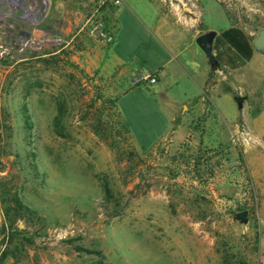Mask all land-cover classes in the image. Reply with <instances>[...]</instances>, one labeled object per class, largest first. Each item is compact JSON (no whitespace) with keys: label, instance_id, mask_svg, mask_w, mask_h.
Masks as SVG:
<instances>
[{"label":"rangeland","instance_id":"1","mask_svg":"<svg viewBox=\"0 0 264 264\" xmlns=\"http://www.w3.org/2000/svg\"><path fill=\"white\" fill-rule=\"evenodd\" d=\"M126 1L138 17L147 5ZM153 1L192 22L197 36L215 32L213 56L217 41L228 48L216 34L229 23L253 40L264 26V0ZM67 2L69 30L33 40L29 27L44 25L46 1L0 0V227L9 225L3 199L16 196L25 207L14 235H0V264H264V61L237 75L213 66L201 95L178 108L154 145L194 87L170 57L168 92L144 86L142 76L171 45L194 69L202 50L185 30L166 33L170 43L153 35L124 7L113 59L144 68L115 81L117 72L97 65L95 51L109 45L91 29L98 22L113 30L118 5Z\"/></svg>","mask_w":264,"mask_h":264},{"label":"crops","instance_id":"2","mask_svg":"<svg viewBox=\"0 0 264 264\" xmlns=\"http://www.w3.org/2000/svg\"><path fill=\"white\" fill-rule=\"evenodd\" d=\"M46 1V10L44 12V25L39 28L38 23H33L30 25V29H32V38L33 40H37L41 36H43L42 32L47 31L48 36H52V34H56L55 31L66 32L71 27V21L65 16L67 13L66 7L68 6L67 0H45ZM217 2V1H216ZM79 3H73L72 5L77 6ZM123 4V5H122ZM219 4V3H218ZM122 5V6H121ZM221 7V5L219 4ZM124 7L128 10H131L129 4L126 0H121V3L117 6L114 14L112 15L113 19L115 20L116 27L112 30L110 27V23H107L106 29L110 31L113 34V42L108 44V47L99 48L97 51H95V57H97V65L100 66V69L104 71V73L107 74H114L118 73L115 81H132L133 76L135 74H141L143 73V63L136 62L134 64L127 63L123 61H114L113 54H114V44L116 42V36L118 32V15L120 14L121 10H124ZM142 10L138 13L142 17H138L137 11L133 12L142 22L145 26L149 28L151 33L158 34L159 36H163V38H166V33H172V31H178L182 32L185 30V33L191 37V40L195 42V39L197 38V35L194 33L193 28L194 24L192 22L187 21H179L175 19L174 17L169 16L168 14H165L161 11V9L158 7V5L153 0H147L146 7H141ZM203 12V11H202ZM74 14L72 17H74V23H78L81 15L78 12H73ZM132 14V13H131ZM17 18L20 19V15H17ZM67 18V22H65V19ZM228 18V17H227ZM229 21V19H228ZM112 26V24H111ZM210 31L209 29L201 30V34L206 33ZM46 35V34H44ZM216 37L218 38H226L228 42V48H221L222 44L219 41L214 46V57L216 60L217 66L216 69H219L221 71H226L230 74L237 75L240 71H243L246 69L251 63H253L255 60H259V62L264 61V54L257 53L256 50L253 47V39L251 36L245 31L239 27L238 25L229 23V26L227 28H224L223 30H220L217 32ZM167 39V38H166ZM168 40V39H167ZM168 42H172V40H168ZM238 44H243L246 46L247 49V57H244L241 53V50H239ZM168 50L165 48V51H163L159 46L156 51V53L163 54L162 62L157 66L155 72L152 73L154 77L156 78V83L154 84H160L162 86V90L165 92L169 91V86L165 83L168 79V71H167V59L169 57L171 58V62H174L176 67L178 68L179 72L184 76L185 81H191L194 90H191V93H188V90L186 92H183L182 98L178 100V103L176 105V109L171 116L170 125L168 129L163 133V135L154 143V145H157L160 143L164 137L168 134V132L171 129L172 125V119L174 118L175 112H177L178 108H185V105L189 103L190 101L195 100L198 98L203 88L205 87L206 81L209 78V73L211 72V69L213 65L209 62L207 57H201L199 61V65L194 68L187 67L183 61L179 58L178 55H181L179 50H175L173 45L167 47ZM203 52V51H202ZM198 54V53H197ZM204 54V53H203ZM205 55V54H204ZM203 58V59H202ZM96 62V61H95ZM150 74V73H147ZM234 84L237 83V81L233 82ZM154 84H148L144 83V86L147 85H154ZM166 85V86H165ZM141 86V85H140ZM139 87H133L129 88L127 91H125L121 97L126 96L127 93H129L132 90H135ZM120 97V98H121ZM243 97V104L242 108H244L245 101L247 100V97ZM117 99V104L119 102V99ZM246 109L249 111L250 105H247ZM246 110V112H248ZM244 116L248 119L251 118L252 123V130L255 132L259 131L257 129V126L255 125V122L252 119V116L247 113H243ZM126 122V121H125ZM127 124V123H126ZM152 147H154L152 145Z\"/></svg>","mask_w":264,"mask_h":264},{"label":"trees","instance_id":"3","mask_svg":"<svg viewBox=\"0 0 264 264\" xmlns=\"http://www.w3.org/2000/svg\"><path fill=\"white\" fill-rule=\"evenodd\" d=\"M232 24L237 25L236 23H232ZM262 29H264V26H262L261 30ZM213 66L216 67L217 64H215ZM124 128L126 130L125 134L130 137V131H129L128 127L124 125ZM129 140H130V144H133L135 146L134 140H132V139H129ZM141 153H142V155L144 154L143 152H141ZM129 156H130V158H132L134 156V153L132 151H130ZM0 169H1V167H0ZM103 190H104L106 198H110L112 196L111 195V189L108 187V185L105 184L103 186ZM3 200H5L3 202H6L4 205V215H5V218H7L9 225H8V230H7V228L6 229L4 228V225H1L0 235L2 234V232L7 231L8 235L10 237H12L14 235V232H15L14 225L23 219L25 207H24L23 203L20 201V199L16 196H10V199L7 198V199H3Z\"/></svg>","mask_w":264,"mask_h":264},{"label":"water","instance_id":"4","mask_svg":"<svg viewBox=\"0 0 264 264\" xmlns=\"http://www.w3.org/2000/svg\"><path fill=\"white\" fill-rule=\"evenodd\" d=\"M215 37V32L209 31L203 34H200L195 39V43L200 47V49L203 51L207 59L212 65L216 64V60L212 54L211 44ZM253 47L256 50L257 53L264 54V29L260 30L258 32V35L253 40ZM243 97H237L235 99L237 107L239 109L242 108L243 104ZM246 216L245 212H239L235 215L236 219L243 220Z\"/></svg>","mask_w":264,"mask_h":264},{"label":"built area","instance_id":"5","mask_svg":"<svg viewBox=\"0 0 264 264\" xmlns=\"http://www.w3.org/2000/svg\"><path fill=\"white\" fill-rule=\"evenodd\" d=\"M115 5H119L121 0H113ZM91 32L96 34L97 38L103 41L106 44H110L113 42V34L106 29L101 23L95 22L92 26ZM142 81L148 84L156 83V78L152 74H144L142 76Z\"/></svg>","mask_w":264,"mask_h":264}]
</instances>
